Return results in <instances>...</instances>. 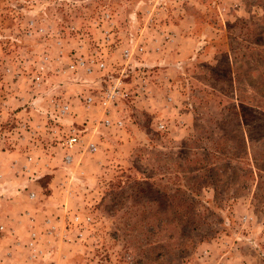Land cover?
<instances>
[{"label":"rangeland","instance_id":"374dc122","mask_svg":"<svg viewBox=\"0 0 264 264\" xmlns=\"http://www.w3.org/2000/svg\"><path fill=\"white\" fill-rule=\"evenodd\" d=\"M178 29L186 35L173 45L165 33ZM183 59L192 65L176 70ZM91 73L116 76L105 100L124 84L130 95L122 109L137 124L104 129L111 123L97 106L98 151L80 159L97 179L70 180L68 188L66 176L84 174L78 164L55 181L35 165L40 195L28 192L32 206L0 196V264H202L204 240L264 225V0H0V95L21 91L16 95L33 103L35 87L42 88L51 112L36 117L45 134L39 129L35 138L52 144L56 166L66 160L67 138L89 132L81 122L83 131L64 130L62 87ZM145 77L153 82L154 110L133 94ZM174 87L176 102L174 91L168 97ZM94 95L93 103L105 102ZM75 98L74 111L85 115ZM11 117L0 115V141L2 132L10 137ZM52 182L64 190L51 197ZM38 199L54 209L66 205L57 229L37 222ZM29 209L34 221L30 213L21 218ZM38 216L46 220L44 212ZM181 218L195 227L185 255L178 254ZM234 241L250 251L241 234Z\"/></svg>","mask_w":264,"mask_h":264},{"label":"crops","instance_id":"0c3cea01","mask_svg":"<svg viewBox=\"0 0 264 264\" xmlns=\"http://www.w3.org/2000/svg\"><path fill=\"white\" fill-rule=\"evenodd\" d=\"M172 31L173 33H170V31H167L165 33L168 36H170L171 42L177 40V43H180L182 41V37L186 35V31L182 29H178V31L177 30L176 31L172 30ZM143 33L144 31L140 30L139 34L137 35H141ZM191 34L196 37L199 35V33L195 31H190L189 33L187 32L188 36H191ZM168 43H166V45H168ZM148 48L149 45L144 43V46H142L140 49L142 53L144 52L145 55H148L146 54ZM187 59H183L177 63L174 62L175 64L174 68L178 70V68L186 69L187 66L189 65L191 66L192 65L191 60L188 61ZM150 65L151 63L149 61H146L144 63V68H147ZM184 74H187L186 80L188 82L190 81L191 77L194 78L193 76L188 78V74L190 75V72L188 71H186ZM89 75L90 77L81 80V83L79 85L75 82L72 85L73 81H70V82H66L65 85L62 87L64 89L62 96L64 97L61 98L63 104L67 105L65 112L62 113L61 115L63 123H65L64 124L65 127H63L64 130L71 131L72 129H74L80 132L81 130L83 131V129H85L86 131L89 132L88 134L85 135L79 133L80 141L75 149L69 150L67 148L66 149L64 148L65 150L64 154L62 153L64 155V158L67 155H69L70 159L65 160V162L63 161V164L62 165L60 164V166H56V164H58L56 162L57 160H55V157L52 156L51 154L53 148L52 144L51 143L49 144L46 138H45L46 142H44V139L38 140L35 138V135L39 131V129H42V131L44 132L43 134H45V124L39 121L38 119H36V117L41 116L45 118L49 116L51 112L50 109L47 110V108L45 107L47 105L46 102L47 98H43V95L38 94V92L42 88L39 89L35 87L36 91H33L34 95H31L32 96L31 98L33 99V103L29 102L30 100L28 99L29 97L27 96L22 98L20 95H19L20 97L16 95V94H22L21 91L15 93L12 92L7 95H0V115L6 116L7 113H10L12 116L11 117L12 125L9 133L10 137L6 138V133H5L6 131L2 132L3 134H1V137L4 138V140L0 141V196L4 195L6 197H11L10 200L6 202L14 204V202H18V199L22 197L24 198L23 202H25L26 204L28 202H30V204L31 202L35 203L33 201L34 199L30 198L28 193L29 191H33L36 193V195H40V191L35 188L36 187V183L34 182L35 181L34 176L36 170L35 165H38V167L42 166L44 172L47 171L50 174V181H55L57 175L60 174V170H63V168L74 169L75 164H78L80 168V173L84 172V174H78L77 176L73 174L68 178L66 176L63 183H65V180H69V183H67L68 188L71 182L70 180L80 179L82 180L83 184H86L87 181L92 179L93 177L97 179L100 173L95 171L92 174L91 173L88 174L85 168L86 164L81 165L80 159L82 160V158L84 157L95 155L96 152L98 151L99 146L97 142L98 140L101 139V137L100 138L97 137L98 135L97 132L99 131V129L103 127L104 129H108V130L111 129V131L113 129L126 131L127 130L126 126L128 124L134 127L136 126L137 123L133 122L134 118L133 119L129 118V123H128L127 115L124 113V109H122L121 101L127 99L130 95V93H126L127 88H125L126 90L123 89L124 84L123 87H120L119 92L115 98H110V100H105L106 91L109 90V88L107 87L111 86L110 84L111 82L113 83V79L116 76L110 79V75L108 73L104 78L98 80L95 77L94 73H91ZM104 82H107L106 86H104ZM39 85L42 84L40 83ZM68 85L70 86L68 87ZM152 85L153 82H151L150 79L148 80L145 77L142 80H140V85L135 90H133L134 97H136L135 100L138 99L144 101L145 104L144 107L149 110H154L153 107L156 102V97H154L155 91L152 89ZM104 88L107 89L105 91H102ZM74 89H75L74 93L70 94ZM169 91L170 94L168 95V97L170 99L173 98V91H174V100L176 102L177 99L175 98L176 88L174 87V90L173 88H170ZM94 94L96 96L99 94L100 95L104 94L105 102L103 103L101 102L100 99H95L96 100L95 103H93L94 101L91 103H87L83 100L86 96H90ZM124 94H129V95L124 98L123 96ZM72 95H76L75 99H78V102H80V104L83 105L82 107H84L83 109L85 111V115H81V116L77 115L76 111H74L71 103L69 102V100L72 99ZM36 96L37 98L35 99ZM34 99L36 101H34ZM42 99L44 100L43 102ZM38 100H41V103H39L40 105L37 102ZM97 106L99 107V110L101 114L105 117V119H109L111 121V126L106 127L103 124L102 127H100L98 125L99 119L94 113L95 108ZM174 109L180 111L178 113L181 115H184V113L189 114L186 111L183 112L184 109H181L180 105L176 107L174 104ZM75 122L76 123L81 122L84 128L79 129ZM89 144H94L96 146V150L89 151L88 150ZM38 148L40 149V152L37 151ZM89 159L91 158H85L84 159L85 163L86 161H89ZM105 160L104 159L100 160V162L104 163ZM52 186H53V190L49 192L51 197L52 195L57 194V191H59L60 189L64 190V186L57 187L54 182H52ZM37 205H39V210H37ZM65 207L62 205L61 207L57 206L54 209L52 205L49 203L48 199L45 201L38 199L37 203L33 206L32 209L38 212V215L43 214V212L46 214V220H43V222H40L38 220L39 216L37 214L35 215V217L38 218L37 222H39V225L43 227L47 225L49 227L48 224H50V226L53 227L56 226L57 229V226H59L61 224V221H63V218L62 217L59 218L57 215L59 214L63 215ZM32 209L25 211L24 212L25 214L22 215L21 218H26L27 213H30L33 214V221H34L35 213ZM7 220L11 221V216L9 217L8 215ZM255 228L257 229L252 231V233H248V234L242 231L241 232L233 231L230 233V235L224 232H220L218 233V236H213L204 240L199 247L200 249L202 248L201 252L204 255L202 264H264V234H262L264 225L256 224ZM239 234H241L246 239V241H244L243 243H246L247 245L251 246L250 251L242 252L241 251L242 249L241 248L239 249V247H237L239 246V243H236L234 241V238H239Z\"/></svg>","mask_w":264,"mask_h":264},{"label":"built area","instance_id":"2783aa9c","mask_svg":"<svg viewBox=\"0 0 264 264\" xmlns=\"http://www.w3.org/2000/svg\"><path fill=\"white\" fill-rule=\"evenodd\" d=\"M79 64L82 65V66H86V65H87V62H86L85 60L81 59V60H79ZM73 66H74V65H72V67H73ZM101 66L104 67V63H101ZM87 68H88L89 71L92 70V68H91L90 66H87ZM37 78H38V80H39V79H40V76H38ZM110 95H111V96H114V95H115V92L110 93ZM83 100H84L85 102H87V103H91V102L94 101V98H93L92 95H90V96H86ZM66 108H67V105H65V104L62 105V106H61V109H60V110H61V113H64L65 110H66ZM105 122H106L107 124H110V123H111V121H110L109 119H106ZM79 141H80L79 136L76 135V134H72V135H70V136L67 138V140H66L64 143H65L66 147L70 149V148H73L75 145H77V144L79 143ZM88 150H89V151H95V150H96V146H95L94 144H89V146H88ZM65 159H66V160H69V159H70V156L67 155V156L65 157Z\"/></svg>","mask_w":264,"mask_h":264},{"label":"trees","instance_id":"16d2710c","mask_svg":"<svg viewBox=\"0 0 264 264\" xmlns=\"http://www.w3.org/2000/svg\"><path fill=\"white\" fill-rule=\"evenodd\" d=\"M178 214V212H176ZM180 222H182V228H181V233H180V238L182 241H180L179 244V253L178 254H184L186 253L187 249L186 246L188 245L187 241L192 239V233L190 230H194L195 227L191 226L190 223L184 219H180ZM186 241V242H183ZM183 259H181L182 261Z\"/></svg>","mask_w":264,"mask_h":264}]
</instances>
